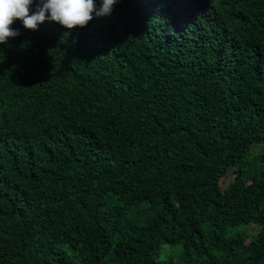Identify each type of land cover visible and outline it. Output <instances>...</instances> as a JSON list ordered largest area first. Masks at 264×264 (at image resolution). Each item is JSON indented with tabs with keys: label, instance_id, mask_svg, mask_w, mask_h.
I'll return each mask as SVG.
<instances>
[{
	"label": "trees",
	"instance_id": "obj_1",
	"mask_svg": "<svg viewBox=\"0 0 264 264\" xmlns=\"http://www.w3.org/2000/svg\"><path fill=\"white\" fill-rule=\"evenodd\" d=\"M11 27L0 264H264V0Z\"/></svg>",
	"mask_w": 264,
	"mask_h": 264
},
{
	"label": "clouds",
	"instance_id": "obj_2",
	"mask_svg": "<svg viewBox=\"0 0 264 264\" xmlns=\"http://www.w3.org/2000/svg\"><path fill=\"white\" fill-rule=\"evenodd\" d=\"M0 0V44L19 35L11 27L17 20L26 30H38L46 19L61 27L73 30L86 27L95 17L109 15L118 0H101L97 8L95 0Z\"/></svg>",
	"mask_w": 264,
	"mask_h": 264
},
{
	"label": "rangeland",
	"instance_id": "obj_3",
	"mask_svg": "<svg viewBox=\"0 0 264 264\" xmlns=\"http://www.w3.org/2000/svg\"><path fill=\"white\" fill-rule=\"evenodd\" d=\"M231 171V170H230ZM230 171L228 172V173H230ZM231 177V176H230ZM232 181V177H231V179L229 178V180L227 179L224 183H225V185H224V188L226 189L227 188V186L230 184V182ZM246 229H249V228H246ZM248 231H250V230H248Z\"/></svg>",
	"mask_w": 264,
	"mask_h": 264
}]
</instances>
